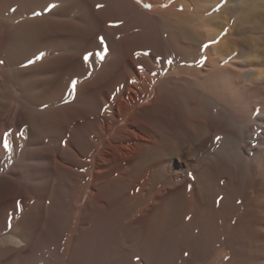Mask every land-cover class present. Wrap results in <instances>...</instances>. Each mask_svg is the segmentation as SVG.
Here are the masks:
<instances>
[{
  "label": "bare ground",
  "instance_id": "6f19581e",
  "mask_svg": "<svg viewBox=\"0 0 264 264\" xmlns=\"http://www.w3.org/2000/svg\"><path fill=\"white\" fill-rule=\"evenodd\" d=\"M0 264H264V0H0Z\"/></svg>",
  "mask_w": 264,
  "mask_h": 264
},
{
  "label": "snow or ice",
  "instance_id": "6c2138e0",
  "mask_svg": "<svg viewBox=\"0 0 264 264\" xmlns=\"http://www.w3.org/2000/svg\"><path fill=\"white\" fill-rule=\"evenodd\" d=\"M98 7H99V6H98ZM102 42H103V39H102ZM207 47H208V45L205 46V48H207ZM106 52H107V49H104V53H106ZM104 53H101V54H100V56H99V59H100V60H103V59H104ZM89 58H90L89 55H86V56H85V61L87 62V61L89 60ZM37 59H40V57L38 56ZM167 63H168V64H171L172 61H168ZM75 91H76V82L73 81V83H72V85H71V93L74 94ZM215 139H216L217 142H219V141L222 140V138L219 137V136L216 137ZM4 147H5V148H8V143H7L6 140L4 141Z\"/></svg>",
  "mask_w": 264,
  "mask_h": 264
}]
</instances>
